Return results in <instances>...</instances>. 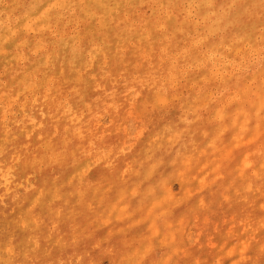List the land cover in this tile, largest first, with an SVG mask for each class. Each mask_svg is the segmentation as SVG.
Instances as JSON below:
<instances>
[{"label":"rangeland","instance_id":"374dc122","mask_svg":"<svg viewBox=\"0 0 264 264\" xmlns=\"http://www.w3.org/2000/svg\"><path fill=\"white\" fill-rule=\"evenodd\" d=\"M261 4L0 0V264H264Z\"/></svg>","mask_w":264,"mask_h":264},{"label":"bare ground","instance_id":"6f19581e","mask_svg":"<svg viewBox=\"0 0 264 264\" xmlns=\"http://www.w3.org/2000/svg\"><path fill=\"white\" fill-rule=\"evenodd\" d=\"M191 1V0H190ZM195 1V0H194ZM260 3H262L261 4V6H263V8H264V0H258ZM185 2V1H184ZM195 6V5H194ZM48 7V6H47ZM217 11V10H216ZM210 12V11H209ZM215 13H217V12H215ZM193 14V13H192ZM169 16V15H168ZM195 16V15H194ZM205 17V16H204ZM215 20V19H214ZM217 21V20H216ZM199 22V21H198ZM203 23H204V21H203ZM214 28V27H213ZM211 29V28H210ZM205 30V29H204ZM13 35V34H12ZM198 43V42H197ZM250 60H251V58H250ZM226 61V60H225ZM219 74V73H218Z\"/></svg>","mask_w":264,"mask_h":264}]
</instances>
